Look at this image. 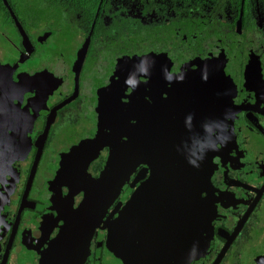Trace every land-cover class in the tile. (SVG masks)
I'll use <instances>...</instances> for the list:
<instances>
[{
	"label": "flooded vegetation",
	"instance_id": "obj_1",
	"mask_svg": "<svg viewBox=\"0 0 264 264\" xmlns=\"http://www.w3.org/2000/svg\"><path fill=\"white\" fill-rule=\"evenodd\" d=\"M0 264H264V0H0Z\"/></svg>",
	"mask_w": 264,
	"mask_h": 264
}]
</instances>
